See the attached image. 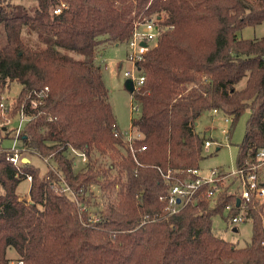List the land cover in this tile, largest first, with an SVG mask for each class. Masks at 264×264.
<instances>
[{
  "label": "trees",
  "instance_id": "16d2710c",
  "mask_svg": "<svg viewBox=\"0 0 264 264\" xmlns=\"http://www.w3.org/2000/svg\"><path fill=\"white\" fill-rule=\"evenodd\" d=\"M66 2L55 14L58 0H0V105L12 83L22 85L16 108L29 120L21 153L50 163L43 172L29 157L14 164L11 148L0 150V264H13L11 247L24 264H264V206L249 208L252 238L239 247L213 224L217 215L228 222L226 206L238 205L229 185L217 201L201 193L168 215L156 167L199 168L208 137L196 122L215 108L231 117L230 137L250 111L237 165L264 148V35L241 36L264 22V0ZM162 10L174 28L139 63L146 79L132 92L141 105L131 124L142 134L138 163L116 135L97 48L126 42L137 21ZM29 176V196L22 197L17 189Z\"/></svg>",
  "mask_w": 264,
  "mask_h": 264
},
{
  "label": "built area",
  "instance_id": "2783aa9c",
  "mask_svg": "<svg viewBox=\"0 0 264 264\" xmlns=\"http://www.w3.org/2000/svg\"><path fill=\"white\" fill-rule=\"evenodd\" d=\"M162 1L166 2L168 0ZM67 7L68 4L66 0H58V3L54 8V13L60 14ZM173 28L174 24L170 20V16L164 10L154 12L146 16L143 20L135 23L130 38L125 42L128 47L127 61L132 65V68L126 70L124 73L127 79L133 82L134 90L139 89L146 79L139 63L144 60L150 48L158 42L161 36ZM47 89L48 87L45 88V90ZM45 90H40L38 96L42 97ZM131 95L133 100L132 112L140 114L141 105L132 92ZM33 103L34 106L38 105L36 100L33 101ZM1 106H4V104L1 103ZM220 112L221 110L217 108L212 110L214 116ZM20 113V123L18 127H16V140H19V135L23 126L29 120L22 111ZM223 117L224 123L227 125L221 128V132L225 136V140H228L230 138V125L232 119L224 114ZM215 128L216 127H212L211 129ZM119 133L123 135V139L126 142L129 151L138 162L135 141L137 138H141L142 134L133 130L132 127L128 131H117L116 135H119ZM213 144L221 146L223 142L207 138L204 141L203 147L208 149ZM145 148L146 147L144 146L140 150H144ZM11 150L12 154L9 157V160L14 164L23 162V157L20 155L21 148L19 149L14 143ZM71 151L78 157V159L80 158L82 161H87L88 157L85 152L75 148H72ZM156 167L167 185V191L160 195L159 199L165 204L163 211L168 215L179 213L181 209L191 202L196 203L201 193L206 199L211 200L212 202L217 201L219 193L224 189V182L229 180L235 182V188L233 191L236 192L237 199H240V203L239 205H236V207L232 204L226 206V212L229 214L228 225H231L233 229H237L239 224L250 220L248 210L251 206H254L255 208L264 206V148L259 149L253 160H247L244 164L237 165L236 168L231 171L211 169L208 175H202L200 168L180 170L173 168L164 169L160 166ZM28 179L31 180L32 178L29 176ZM203 187H206L204 193L202 191ZM63 191L76 199V194L66 183H63ZM235 208H237V213L232 212ZM97 220L98 217L94 216H91L88 219L89 222H95ZM16 264H24V262L18 261Z\"/></svg>",
  "mask_w": 264,
  "mask_h": 264
},
{
  "label": "rangeland",
  "instance_id": "374dc122",
  "mask_svg": "<svg viewBox=\"0 0 264 264\" xmlns=\"http://www.w3.org/2000/svg\"><path fill=\"white\" fill-rule=\"evenodd\" d=\"M264 35V22L255 27H246L242 30L241 36L244 38H256ZM97 63L101 65L103 78L109 90V101L112 104L113 111L120 130L128 131L131 128L132 118L137 117V112H132V95L127 85V77L124 75L126 70H130L132 65L127 61L128 47L125 42L118 45L114 42L103 41L97 48ZM246 81H242L238 86L243 87ZM22 85L14 82L10 89L4 94L0 105V150L12 148L14 143L20 149L22 143L16 140V127L20 123L21 113L16 108V98L18 97ZM250 116V111H246L239 119L232 130V135L228 140L221 132V128L226 126L223 114L220 112L213 115L212 111L204 112L196 122V129L201 136L206 135L223 144L218 146L213 144L208 149H203L204 158L200 163L202 175H208L211 169H222L231 171L237 166L238 144L242 141L246 122ZM25 125V124H24ZM24 127V126H23ZM216 127L215 129H211ZM229 127V125H228ZM16 140V142H15ZM11 150V149H10ZM12 151V150H11ZM22 157H29L34 164L38 165L41 171H46L50 166L49 161L35 154L23 152ZM224 187L228 186V190H234L235 182L231 180L224 182ZM31 186V180H23L18 186V193L22 197H28ZM95 189V186H93ZM228 212L225 213L227 215ZM213 224L217 228V233L222 238L236 243L239 247L246 246L252 238L253 225L251 220H247L238 225V230L228 225L225 217L217 215L213 217ZM17 252L11 247L8 249V256L12 259V263L16 264Z\"/></svg>",
  "mask_w": 264,
  "mask_h": 264
},
{
  "label": "water",
  "instance_id": "95a60500",
  "mask_svg": "<svg viewBox=\"0 0 264 264\" xmlns=\"http://www.w3.org/2000/svg\"><path fill=\"white\" fill-rule=\"evenodd\" d=\"M144 45H146V44H144ZM127 85L130 88L131 92H133L134 91L133 82L131 80H127ZM23 162H30V159L25 157V158H23ZM239 203H240V199H237V204L239 205Z\"/></svg>",
  "mask_w": 264,
  "mask_h": 264
},
{
  "label": "crops",
  "instance_id": "0c3cea01",
  "mask_svg": "<svg viewBox=\"0 0 264 264\" xmlns=\"http://www.w3.org/2000/svg\"><path fill=\"white\" fill-rule=\"evenodd\" d=\"M117 45L119 44V43H116Z\"/></svg>",
  "mask_w": 264,
  "mask_h": 264
}]
</instances>
